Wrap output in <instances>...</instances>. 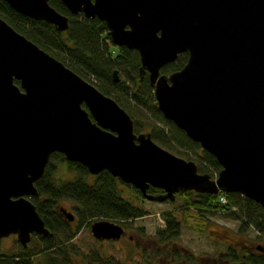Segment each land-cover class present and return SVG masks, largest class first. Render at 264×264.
I'll return each instance as SVG.
<instances>
[{
    "label": "water",
    "instance_id": "95a60500",
    "mask_svg": "<svg viewBox=\"0 0 264 264\" xmlns=\"http://www.w3.org/2000/svg\"><path fill=\"white\" fill-rule=\"evenodd\" d=\"M5 1L58 31L69 29V16L50 0ZM61 1L74 15L105 21L114 45L139 52L163 115L222 169L213 178L151 133H136L114 98L0 17V238L14 234L27 247L33 235L51 233L32 197L55 152L94 175L108 170L152 201L224 191L264 208V0ZM185 52L180 70L162 72ZM151 186L164 192L151 194ZM61 212L75 219L67 208ZM91 231L98 240L125 233L105 218Z\"/></svg>",
    "mask_w": 264,
    "mask_h": 264
},
{
    "label": "trees",
    "instance_id": "16d2710c",
    "mask_svg": "<svg viewBox=\"0 0 264 264\" xmlns=\"http://www.w3.org/2000/svg\"><path fill=\"white\" fill-rule=\"evenodd\" d=\"M50 3L69 16L68 30L58 31L52 24L25 16L12 9L5 0H0V17L100 91L114 98L134 119L137 133H151L153 140L162 147L186 159L195 160L200 172L216 176L222 169L216 157L160 111L149 73H141L139 52L113 45L105 21L87 18L82 13L74 15L61 0H50ZM187 60L188 53H182L176 61L165 65L162 72L170 74L178 71ZM115 70H118V80L114 76ZM15 82L19 84V81ZM60 163L67 164L70 173L68 179L59 176ZM36 186L39 196H33L32 201L51 233L46 237L34 235L32 241L39 240L35 247L29 243L27 247L18 244L19 249L15 252L0 249V264H34V257L38 253L44 256V264H76L75 255L81 254V251L72 240L83 227L91 226L96 219L101 218L126 225L150 213L144 205L147 199L141 190L113 176L108 170L94 175L85 165L68 161L60 152L51 155L44 176L36 182ZM148 192L160 194L164 191L151 186ZM178 195L183 198L182 206L186 209L196 208L202 213L211 214L229 213L241 220L242 234L252 226L260 234L257 238L264 239V208L241 193L186 191ZM222 195L226 196L227 203L221 201ZM63 200L74 204L73 221L60 210ZM163 217L165 227L157 230L159 252L154 257L147 254L143 260L122 262L114 257H102L96 252L87 264H157L155 256L162 254V247L166 250L174 246H177L176 250L166 252L173 261L208 264L209 256L197 255L180 243L182 218L175 211L165 212ZM258 245L247 249L229 244L228 249L220 255V260L228 264H264V246L258 249Z\"/></svg>",
    "mask_w": 264,
    "mask_h": 264
},
{
    "label": "rangeland",
    "instance_id": "374dc122",
    "mask_svg": "<svg viewBox=\"0 0 264 264\" xmlns=\"http://www.w3.org/2000/svg\"><path fill=\"white\" fill-rule=\"evenodd\" d=\"M59 165V176L68 179L70 173L67 164L60 163ZM126 194L129 193L126 192ZM183 201L180 195H177L172 203L146 200L144 205L150 213L126 224L127 231L121 240H98L93 236L91 226L83 227L72 240L81 251V254L75 255L76 264H87L96 252L102 257H114L122 262L143 260L147 254L154 257L153 255L159 252L156 233L158 229L165 227L163 214L168 211H175L183 220L180 243L197 255L209 256L208 264H228L220 260V255L228 249L229 244L247 247V249L252 248V245L264 246V240L257 238L260 234L254 227L251 226L245 234L240 232V219L225 212L211 214L202 213L196 208L186 209L187 207L182 206ZM61 207L74 212V204L71 201L63 200ZM38 242L39 240H31L29 243L35 247L39 244ZM18 244L21 245L16 235L0 238V249L15 252L19 249ZM176 248L177 246H174L165 250L162 247V254L155 256L157 264H183L173 262L170 260L171 257L165 258V251H172ZM43 260L44 256L38 253L34 257V264H44Z\"/></svg>",
    "mask_w": 264,
    "mask_h": 264
},
{
    "label": "flooded vegetation",
    "instance_id": "af4514ba",
    "mask_svg": "<svg viewBox=\"0 0 264 264\" xmlns=\"http://www.w3.org/2000/svg\"><path fill=\"white\" fill-rule=\"evenodd\" d=\"M123 225V224H122ZM123 227H124V229H125V232L127 231V228L125 227V225H123ZM125 236V233H124V235L122 236V238ZM121 238V239H122ZM102 241H111V240H102ZM113 241V240H112ZM158 242V241H157ZM158 244V243H157ZM176 250V249H175ZM172 251H174V249L172 250ZM163 252V251H162ZM161 253V252H160ZM165 258H169V256H168V254L166 253V251H165ZM170 260H172L173 261V258H170ZM173 262H175V261H173ZM163 264V263H162ZM170 264V263H169Z\"/></svg>",
    "mask_w": 264,
    "mask_h": 264
}]
</instances>
